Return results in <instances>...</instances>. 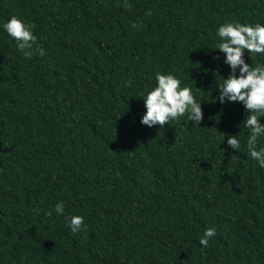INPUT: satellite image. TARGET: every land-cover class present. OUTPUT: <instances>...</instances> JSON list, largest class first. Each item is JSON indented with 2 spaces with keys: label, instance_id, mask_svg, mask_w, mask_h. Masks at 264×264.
<instances>
[{
  "label": "trees",
  "instance_id": "1",
  "mask_svg": "<svg viewBox=\"0 0 264 264\" xmlns=\"http://www.w3.org/2000/svg\"><path fill=\"white\" fill-rule=\"evenodd\" d=\"M13 16L44 55L17 48ZM232 22L264 25V0H0V264H264L249 113L218 100L232 70L217 32ZM157 73L191 89L199 125L141 123Z\"/></svg>",
  "mask_w": 264,
  "mask_h": 264
},
{
  "label": "clouds",
  "instance_id": "2",
  "mask_svg": "<svg viewBox=\"0 0 264 264\" xmlns=\"http://www.w3.org/2000/svg\"><path fill=\"white\" fill-rule=\"evenodd\" d=\"M124 7L128 8L130 5L125 3ZM3 27L17 42V48L26 58L30 59L35 53L45 54L42 48L34 49L37 37L33 34V25H26L22 20L13 16ZM217 35L221 42L216 45V50L226 55L224 62L230 65L232 70L230 76L218 86V100L220 103H224L227 99L230 102L239 101L244 104L246 112L249 113L243 122V126L249 130L248 152L251 158L258 161L260 167L264 168V148L257 150L258 139L264 136V124L260 123V117L264 116V66L257 65L253 68L243 59L245 50L251 54H264V25L227 23L219 27ZM237 68H239V76L236 75ZM156 81L157 86L143 96L146 107V113L141 119L143 125L163 127L185 114L189 121L198 125L201 123V103H197L189 87L181 88L180 80L170 74L157 73ZM227 144L237 151L241 147L237 135H229ZM55 211L57 214H63L62 202L56 204ZM48 214L51 215V213ZM66 219L69 220L73 232L80 231L84 224L81 216H71ZM215 234V228L206 229L200 238V244L207 247L209 239Z\"/></svg>",
  "mask_w": 264,
  "mask_h": 264
},
{
  "label": "water",
  "instance_id": "3",
  "mask_svg": "<svg viewBox=\"0 0 264 264\" xmlns=\"http://www.w3.org/2000/svg\"><path fill=\"white\" fill-rule=\"evenodd\" d=\"M5 151H7V150H3V149L0 148V153H3V152H5Z\"/></svg>",
  "mask_w": 264,
  "mask_h": 264
}]
</instances>
